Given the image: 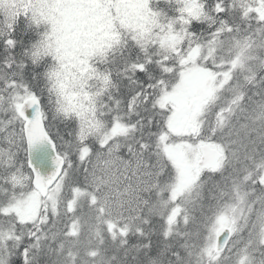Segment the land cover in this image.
Returning <instances> with one entry per match:
<instances>
[{
  "label": "snow or ice",
  "instance_id": "1",
  "mask_svg": "<svg viewBox=\"0 0 264 264\" xmlns=\"http://www.w3.org/2000/svg\"><path fill=\"white\" fill-rule=\"evenodd\" d=\"M0 264H264V0H0Z\"/></svg>",
  "mask_w": 264,
  "mask_h": 264
}]
</instances>
